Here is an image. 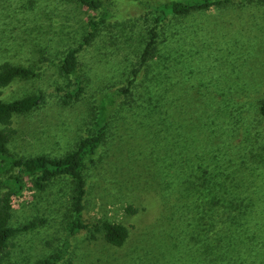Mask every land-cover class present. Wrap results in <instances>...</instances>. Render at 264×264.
Returning <instances> with one entry per match:
<instances>
[{
    "label": "rangeland",
    "instance_id": "1",
    "mask_svg": "<svg viewBox=\"0 0 264 264\" xmlns=\"http://www.w3.org/2000/svg\"><path fill=\"white\" fill-rule=\"evenodd\" d=\"M163 1L105 0L112 16L84 44L88 22L100 12L79 0H0V64L36 71L2 97H43L16 117L13 153L65 156L102 114L103 95L113 93L107 140L88 170L85 219L130 230L123 246L95 228L69 236L70 181L40 191L26 178L24 194L14 198L13 223L21 232L3 264H39L61 250L62 264H264V249L252 239L231 256L213 254L211 219L198 221L191 212L210 199L206 169L223 171L224 184L237 178L232 190L254 188L256 205L264 206V0L173 16L159 29L155 58L136 77L153 26L149 5ZM71 49H79L84 81L78 100L65 97L74 87L62 69ZM126 87L131 91L123 94Z\"/></svg>",
    "mask_w": 264,
    "mask_h": 264
},
{
    "label": "trees",
    "instance_id": "2",
    "mask_svg": "<svg viewBox=\"0 0 264 264\" xmlns=\"http://www.w3.org/2000/svg\"><path fill=\"white\" fill-rule=\"evenodd\" d=\"M81 4L91 10L100 12L93 16L88 22L89 33L84 39V44H89L97 36L102 24L106 23L112 16L105 0H79ZM235 0H165L159 4H150V11L153 16V26L149 31L146 48L142 55L141 64L134 69L133 74L137 75L144 69V66L155 58L158 48L159 29L165 26L173 16L186 15L197 10H204L214 5L232 3ZM78 52L79 49H71L65 55L62 62V69L65 74L72 77L73 89L65 93L68 100H78L84 92V81L78 73ZM36 75L32 65H24L12 61H5L0 64V264L10 256L14 239L21 232L13 223L14 198L24 194L26 181L32 180L34 187L40 191L46 190L47 186L55 180L66 179L71 183V205L72 218L68 226V235H77L80 232L95 228L103 232L105 239L115 246H123L130 235L129 228L118 222L105 220L94 223L85 219L88 196V170L90 165L95 164L104 147L109 133L110 107L113 108L115 95L106 93L101 99V115L92 125L89 134L82 137L77 148L62 157H51L39 155L31 157L16 156L11 144L18 134L14 127L17 116H22L39 107L43 102L41 95H28L23 98L6 101L3 89L10 86L16 80H27ZM133 80L130 81V85ZM131 87L122 88L123 94H128ZM260 114L264 117V101L260 107ZM215 155V153H214ZM259 154L253 152L254 161L259 160ZM261 158V157H260ZM261 161H264V157ZM259 160V162H261ZM19 169V173L11 174L4 179L1 174ZM216 168V165H215ZM214 170V171H213ZM209 171L202 173L204 184L210 192V199L204 206H199L197 211H192L194 217L199 219H211V232L213 243V254L225 253L223 256H231V249L238 251V246L247 240L258 241L259 247L264 249V230L259 229L260 219L264 225V206L256 205L254 188L241 191L232 190V185L221 180L220 174L223 171ZM227 181L231 175L227 174ZM27 178V180H26ZM263 221V222H262ZM221 246V248H220ZM220 248L219 251L218 249ZM251 250V248H248ZM218 250V251H217ZM226 250V251H224ZM235 252V251H234ZM237 255V254H236ZM65 257L62 250L50 257L42 259L39 264H62Z\"/></svg>",
    "mask_w": 264,
    "mask_h": 264
}]
</instances>
